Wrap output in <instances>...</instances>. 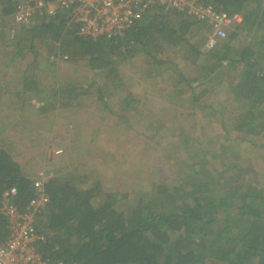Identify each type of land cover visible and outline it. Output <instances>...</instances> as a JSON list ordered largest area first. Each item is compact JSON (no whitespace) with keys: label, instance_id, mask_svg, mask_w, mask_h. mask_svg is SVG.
Returning <instances> with one entry per match:
<instances>
[{"label":"trees","instance_id":"trees-1","mask_svg":"<svg viewBox=\"0 0 264 264\" xmlns=\"http://www.w3.org/2000/svg\"><path fill=\"white\" fill-rule=\"evenodd\" d=\"M211 1L217 9L240 13L242 22L207 53L200 49L206 38L202 35L204 23L160 5L151 6L132 27L111 38L79 37L63 17L31 27L2 23L7 38L0 37V48L5 52L2 56L6 58L0 59V69L11 67V62H16V68L17 63L33 54L20 80L22 89L14 97L7 96L14 107L20 111L35 109L36 117L45 121L57 109H71L74 100L88 93L85 88L96 86V101L102 107L96 111L99 114L88 118L94 125V143H99L108 130L117 134L132 128L110 119L116 115L107 107L112 97L121 106L117 120L125 123L129 113L138 115V123L149 131V141L140 154L160 151L163 132L167 141L174 139L167 150L162 148L164 154L155 157V174L156 170L163 172V160L179 161L180 169L174 177L157 176L149 190L135 191V199L119 187L105 190L98 178L87 184V177L75 173L76 169L63 166L43 170L40 174L49 175L46 190L50 202L37 216L36 225L49 234L38 243L49 261L264 264V152L258 161H251L249 154L250 144L264 151V0ZM15 7L16 0H0V20L9 22ZM46 39L58 45L53 53L61 51L71 58H86L87 66L96 71L101 82L81 86L68 78L58 90L47 89L34 70L38 66L36 48L43 46ZM182 45L183 60L191 65V71L185 74L179 65L183 62L173 61L175 69L166 77L169 88L163 85L152 96H136L131 87L141 83L127 81L119 64L138 55L150 57L153 70L149 75L155 72V78L159 67L169 64L159 55L167 46ZM150 83L157 86L156 82ZM124 89L126 93L122 94ZM154 103L158 108L152 106ZM185 108L191 111L184 113ZM198 111L208 122H217L220 133L213 135L221 137L222 143L203 141L185 128L189 121L195 128ZM94 117L96 122H92ZM13 124L17 128L20 123ZM8 126L7 122L1 125ZM102 129L106 131L100 133ZM2 138L0 135V199L5 189L15 187V203L23 209L34 194L36 174L17 161V149L13 147L16 141ZM246 144L248 151L242 157L239 147L243 149ZM7 234V221L0 213V242Z\"/></svg>","mask_w":264,"mask_h":264},{"label":"rangeland","instance_id":"rangeland-1","mask_svg":"<svg viewBox=\"0 0 264 264\" xmlns=\"http://www.w3.org/2000/svg\"><path fill=\"white\" fill-rule=\"evenodd\" d=\"M2 23H4L5 26H10L11 24L10 21L2 22V20H0V37L4 38L2 34L5 35L4 31H6V27H4V25L2 26ZM202 35L203 37L207 35L206 29L203 30ZM38 43L40 42L38 41ZM48 43L53 44L52 40L46 39L43 46H37L36 48V51L39 53L38 60L40 63L39 67L37 66L36 69H39L41 77H45L44 85L47 89H50L52 92L58 90L57 87H59L61 83L68 82V80H64L66 73L71 72L72 75L69 78L75 85L87 86L93 82H101L100 76L96 73V71L87 66L85 60L86 58L81 56L71 58L72 56L70 57L68 54L69 58L67 61H63L61 63L57 62L56 64L51 63L49 56L53 53V51L58 50V45H49ZM166 49L167 50L163 52L162 55H159V58L163 57L169 62V64L161 65V67H159V73L155 76L156 79L153 77L155 72H153L152 75H149L150 71L153 70L152 63L150 62L152 58L150 57H145L144 59L143 56L138 55L131 60L123 61L119 64L120 73L123 77L129 79L127 81H139L141 83L140 86L133 85L131 87V91L136 96L141 97V95L145 94L152 96L153 92L161 86H168V84H166V77L175 69V67L171 64L173 61L183 62L179 63V65L182 67L185 74H188L191 71V65L187 64V62L183 60L185 59V47L183 45L178 48H169V46H167ZM26 59H33V54H29ZM14 69L11 68L8 72L13 73L15 77L16 75L22 74L20 73L22 69ZM3 76L4 74L0 72V80H3L4 84L5 78L2 79ZM152 81L156 82L157 86H155V84H151L150 82ZM12 82H15L17 85L19 82L18 78H13ZM95 87L96 86H93L92 88H85L88 90V93L82 94L79 98L73 101V107L77 113L70 112V114H73L74 117L88 120V118L90 119L96 111L101 109L102 106H100L96 101L97 92L94 90ZM18 90H20V88L6 89L5 86H1L0 84V93L3 96L1 99L3 101L0 102V135H2L3 141H7L8 139L16 141L13 144L14 149H17L16 159L18 162L25 164L26 170H28L31 174H36L33 177L39 176L45 169L50 171L52 168L59 169L60 167L65 166L68 167L69 170L76 169L75 173L85 175L87 177V184H92V182L98 178L105 190L110 191L115 187H119V189H123L124 192L130 193L129 197L131 199H135V191L137 192L138 189L149 190L151 182L154 178H157V176L158 178H160V176L165 178L174 177L180 169L178 166V159H176L175 163L171 159L170 161L163 160L160 163V167L163 169V172L156 170L155 174V167L153 166V163L158 161L155 157H157V155L164 154V150L162 148L166 147L167 150L168 143H172L174 139L167 141L166 133L163 132L162 136L159 138V141L162 143L160 151L148 154L145 153L144 155L140 154L144 151L146 142L149 141L147 139L149 131L143 127V124L138 123L140 122V116L138 115L133 116L129 113L128 120L125 121V123H122L121 120H117L116 115L118 112H122L120 110L121 106L119 103H115L112 97H110V104L107 107L116 111V115H109L110 119L113 120V123L120 124L124 127H127L129 124L132 128L129 127L130 129H124L125 131H123V128L120 127L123 132L117 134L112 132V130H108L104 133V137L99 143L89 142L88 139L87 143L86 140L80 137H76V139L72 142L69 140L67 141V133L73 130V128L68 127L69 125L72 126V119L71 116H69L70 114H68L69 111H67V114L65 115V112L60 111L61 109L55 110L54 113L49 114L48 118H44L45 121L36 117L34 108V111L31 109L28 111H14V106L6 104L7 99L4 97V93H10L12 97H14L15 92L17 93ZM125 93L126 89H124L122 94ZM161 93L164 94V91L161 90ZM40 94L42 95L44 92ZM164 99L167 102L176 105L173 100L170 102L168 97ZM152 106L158 108V105L155 103L152 104ZM187 111H191V109L185 108L184 113ZM106 113L109 114V112ZM178 113H182V111H178ZM196 113H198V124L196 125L195 123V128H193V122L189 121L188 124L186 123L187 126H185V128L193 130V133L198 137H202L203 141L215 140L217 143H222L221 137L213 135L215 133H220L217 122H208L200 116V111ZM61 114L64 116H61ZM167 119L170 120V117L167 116ZM97 120L98 119L94 117L92 122H96ZM5 122L10 125L7 129L1 127V125L5 124ZM17 122L20 124L16 128L13 123L16 124ZM179 123L180 122H177V125ZM168 124H170V121ZM46 126L48 127L47 132L43 131ZM93 126L94 125L92 124L88 125V129L86 131L92 130ZM115 126L116 125H114V127ZM55 130H58L57 134ZM102 131L106 130L102 129L99 132L101 133ZM25 132H27V134L30 133L29 135L33 134L30 138H25ZM41 132H44L45 135L44 133L41 135ZM202 133L203 135H201ZM121 134H124V136ZM20 136L24 138H21ZM38 137L41 138H39L36 143L31 142L33 139L36 140ZM123 141L124 143H122ZM256 147L258 146L250 144L249 154L251 161H258V158H261L262 160V153L264 151ZM59 148L63 150L62 153L53 156L51 151ZM239 148V154L243 157L248 151L247 144L244 145L243 149L242 145ZM110 153H114V155H110Z\"/></svg>","mask_w":264,"mask_h":264},{"label":"built area","instance_id":"built-area-1","mask_svg":"<svg viewBox=\"0 0 264 264\" xmlns=\"http://www.w3.org/2000/svg\"><path fill=\"white\" fill-rule=\"evenodd\" d=\"M154 5L203 22L207 35L200 49L204 53L211 51L235 25L242 22L240 13L217 9L211 0H16L10 24L12 27H31L63 17L79 37L111 38L122 35ZM50 58L59 63L69 56L57 51ZM53 151L60 154L63 150ZM48 178V173H42L33 179L34 194L23 209L15 203V187L3 191L0 213L7 221L8 234L0 242V264H79L63 259L51 262L38 248V243L49 235L36 225L37 216L50 202L46 190Z\"/></svg>","mask_w":264,"mask_h":264},{"label":"crops","instance_id":"crops-1","mask_svg":"<svg viewBox=\"0 0 264 264\" xmlns=\"http://www.w3.org/2000/svg\"><path fill=\"white\" fill-rule=\"evenodd\" d=\"M8 31H11V30H9L8 29ZM4 38H7L6 37V35H4ZM0 46H1V43H0ZM2 48H0V59H6L5 57H3L2 55H3V53H5L4 51H2L1 50ZM11 50V49H10ZM10 50H8V51H10ZM12 56V55H11ZM8 57V56H7ZM8 59H11V57L9 56L8 57ZM33 59H26L25 61H22L20 64L19 63H17V67L15 68V67H13L14 66V64L16 63V62H11L12 63V65H11V67H9V69H11V68H15L14 70H17V69H22L21 70V72L20 73H22L21 75H16V77H15V75H13V73H10V72H8V68L7 69H0V72H1V70H2V73L4 74V76H3V78L2 79H4L5 78V83L3 84V80H0V84H1V86H5L6 87V89H14V88H20V89H22V86H21V79L23 78V71H24V68H25V66L29 63V62H31ZM63 61H65V60H62V61H60L59 63H61V62H63ZM38 62V67H39V65H40V63H39V60L37 61ZM35 72H36V74H35V76L39 79V80H44V78L45 77H41L40 76V71H39V69H36L35 70ZM72 75V72L71 73H66V75H65V77H64V80L65 79H68L70 76ZM12 76H14V77H12ZM13 78H18V84L16 85V83L15 82H12L13 81ZM43 83V82H42ZM16 85V86H15ZM14 91V90H13ZM16 93V92H15ZM9 94L10 93H4V97L7 99V105H11V106H14V104L13 103H11V101L9 100V98L7 97V96H9ZM11 95V94H10ZM0 97H1V93H0ZM3 97V96H2ZM1 101H3V100H0V102ZM84 107V106H83ZM13 108V107H12ZM15 108V109H14ZM13 109H14V111H20V109H19V107H14ZM84 108H86V107H84ZM57 110H59V109H57ZM66 110H70V111H72V113H77V111L75 110V108L72 106L71 107V109H63L62 111H64V112H66L67 113V111ZM71 115V123H72V126H68L69 128H73V130H71L70 132H68L67 133V135H68V139H67V141L69 140V141H74V139H76V137H80V138H83L84 140H86V142L88 143V140H89V142H95V140L93 139V138H95V136H94V127H93V129L92 130H90V131H86L87 129H88V124H90L89 122V120H87V119H85V120H83V118H78V117H74L73 116V114H70ZM61 116H64L63 114H61ZM40 120H42V119H40ZM8 125H9V123H8ZM10 126V125H9ZM8 128V127H7ZM6 128V129H7ZM47 128V129H46ZM95 129H97V128H95ZM49 130H50V128H49ZM43 131H48V127L46 126L44 129H43ZM56 131V134L58 133V130H55ZM54 132V131H53ZM93 132V133H92ZM42 133H44V132H42ZM52 133V132H51ZM30 134V133H29ZM29 134H27V132H25V138H30L31 137V135L33 134H31V135H29ZM44 135H45V133H44ZM97 135V134H96ZM21 138H24V137H22V136H20ZM52 137V136H51ZM101 136H100V139L99 140H101ZM88 139V140H87ZM57 140H59V139H57ZM102 141V140H101ZM100 141V142H101Z\"/></svg>","mask_w":264,"mask_h":264}]
</instances>
